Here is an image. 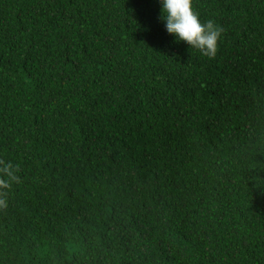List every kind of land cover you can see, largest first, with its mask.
Masks as SVG:
<instances>
[{
  "label": "trees",
  "instance_id": "obj_1",
  "mask_svg": "<svg viewBox=\"0 0 264 264\" xmlns=\"http://www.w3.org/2000/svg\"><path fill=\"white\" fill-rule=\"evenodd\" d=\"M192 8L0 0V264H264V0Z\"/></svg>",
  "mask_w": 264,
  "mask_h": 264
},
{
  "label": "clouds",
  "instance_id": "obj_2",
  "mask_svg": "<svg viewBox=\"0 0 264 264\" xmlns=\"http://www.w3.org/2000/svg\"><path fill=\"white\" fill-rule=\"evenodd\" d=\"M159 3L165 30L173 35L174 40L185 42L203 56H215L220 29L211 19L201 22L192 8V0H159ZM16 171L12 161L0 159V174H3L0 176V208L6 206L2 198L4 190L10 187L12 181L18 180Z\"/></svg>",
  "mask_w": 264,
  "mask_h": 264
}]
</instances>
